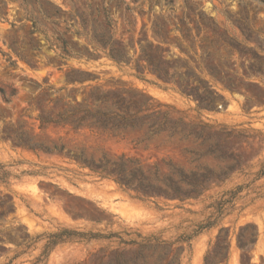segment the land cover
Masks as SVG:
<instances>
[{"label": "rangeland", "instance_id": "rangeland-1", "mask_svg": "<svg viewBox=\"0 0 264 264\" xmlns=\"http://www.w3.org/2000/svg\"><path fill=\"white\" fill-rule=\"evenodd\" d=\"M95 86L157 122L58 121ZM127 158L204 189L143 196ZM219 234L215 264H264V0H0V264H205Z\"/></svg>", "mask_w": 264, "mask_h": 264}, {"label": "trees", "instance_id": "trees-1", "mask_svg": "<svg viewBox=\"0 0 264 264\" xmlns=\"http://www.w3.org/2000/svg\"><path fill=\"white\" fill-rule=\"evenodd\" d=\"M110 56L117 60L114 55ZM151 69L157 73L154 66ZM68 105L71 108H64L65 113L58 120L59 122L73 124L75 128L90 127L114 136L123 135L128 127L141 126L147 120H150L152 125L158 120L157 110L151 108L153 106L151 99L145 98L142 92L128 89H104L101 86H95L82 102H78L76 106ZM77 113L80 115L77 116ZM64 114L70 115L64 116ZM41 121L47 123L55 120L43 118ZM20 142L30 147L35 146L28 142ZM126 161L132 163V167L127 168L125 163L117 164L118 169L107 172V175L114 176L121 186L132 189L143 196H163L168 199L186 200L198 197L202 193L201 188L204 189L203 181L189 176L182 170H180V179H176L173 175L155 174L152 176V174H147L150 170L146 169L139 159L127 158ZM150 179H154L156 183H150ZM183 184L188 187H184ZM225 245L229 247L227 235L219 234L213 249L205 257V264H215L218 250ZM239 246L241 249H247V244L241 240H239ZM227 260L228 252L226 251L222 261L227 262Z\"/></svg>", "mask_w": 264, "mask_h": 264}]
</instances>
